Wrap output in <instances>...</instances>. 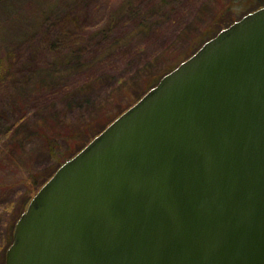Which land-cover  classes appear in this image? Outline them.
Wrapping results in <instances>:
<instances>
[{
  "label": "water",
  "instance_id": "obj_1",
  "mask_svg": "<svg viewBox=\"0 0 264 264\" xmlns=\"http://www.w3.org/2000/svg\"><path fill=\"white\" fill-rule=\"evenodd\" d=\"M3 264H264V5L61 163Z\"/></svg>",
  "mask_w": 264,
  "mask_h": 264
},
{
  "label": "rangeland",
  "instance_id": "obj_2",
  "mask_svg": "<svg viewBox=\"0 0 264 264\" xmlns=\"http://www.w3.org/2000/svg\"><path fill=\"white\" fill-rule=\"evenodd\" d=\"M262 5L264 0H11L0 5V264L28 201L45 177L86 143L88 132L118 116L221 28ZM74 34L85 35L74 49H84L87 58L58 82L77 85L109 75L85 102L71 104L57 86L45 94L34 76L52 58L48 45ZM118 36L125 39L114 41ZM113 86L122 88L111 93ZM87 121L92 123L82 125ZM52 130L61 135L47 145L44 136Z\"/></svg>",
  "mask_w": 264,
  "mask_h": 264
},
{
  "label": "trees",
  "instance_id": "obj_3",
  "mask_svg": "<svg viewBox=\"0 0 264 264\" xmlns=\"http://www.w3.org/2000/svg\"><path fill=\"white\" fill-rule=\"evenodd\" d=\"M10 2H11V0H4V1L0 2V5H2V4L5 5V4L10 3ZM140 28L141 27H139V30H140ZM102 37L106 39V37H108V36L106 34L105 36H102ZM113 39H114V41L117 42V41H123L125 38L123 36H118V37H114ZM85 40H86L85 35L74 34V35H71L66 41H64V37H62V38L59 37L58 42L56 41L53 44H49L47 47V50H48V52L51 53L52 58L45 65H42L41 69L36 72V74L34 76L35 82H36L35 86L42 88L45 91V94L48 93V89H51L52 87L57 86L59 88L57 93L60 95V97L64 98L65 95L67 94L66 99H68V101L71 102V104H73L75 102H82V101L85 102V99L89 98L90 93H92L96 89V87H97L98 83H100V81H102V80L108 81L107 77H108L109 73L107 75L97 76L95 80H90V81L87 80V81H84L81 84H77V85H75V84L74 85H71V84L70 85H63L60 82H58V80L62 79V77L64 75L72 74L77 69H79L78 66L83 62V60L85 61V59L87 58V56H86V58L84 56L86 54V51L84 49H74L75 44L84 43ZM139 51L134 52L133 54L136 55ZM148 82H149V80L145 81L144 87H148V85H146V84H148ZM122 85L123 84H121V86ZM62 86H65L66 90H63V88H61ZM121 88L122 87H118V86L114 87L113 86V87H111V90L109 92L112 93L116 90H120ZM143 92H145V91H143ZM59 99H61V98H59ZM91 117H93V119L96 121V119H97L96 115L91 116ZM111 120H113V119L106 120L104 122V124L101 125V127L98 130L96 129L94 132H88V134L90 135L89 139L93 138L98 132H100L108 123H110ZM90 121H92V120H90ZM47 122H48V119L41 122V124H47ZM83 123H82V125H87L88 121L84 124ZM90 123H92V122H89L88 125ZM48 128H49V126H48ZM52 132H50V133H52L51 135L49 134V135L44 136V138L47 142V145L51 144L50 141L52 139V136L54 138L57 135H59V136L61 135V134H59V132L58 133L54 132V130H52ZM76 132H79L78 128L73 130L71 132V134H73V133L75 134ZM89 139L86 141V143L89 141ZM82 147H80L79 149H81ZM71 156H69V157H71ZM50 176H51V174L48 175L47 177H45V179L41 182V185Z\"/></svg>",
  "mask_w": 264,
  "mask_h": 264
}]
</instances>
